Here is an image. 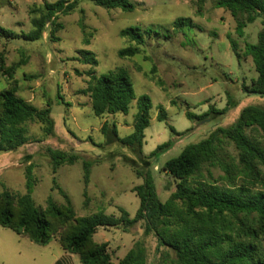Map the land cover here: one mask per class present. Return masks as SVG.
Masks as SVG:
<instances>
[{
	"label": "rangeland",
	"instance_id": "374dc122",
	"mask_svg": "<svg viewBox=\"0 0 264 264\" xmlns=\"http://www.w3.org/2000/svg\"><path fill=\"white\" fill-rule=\"evenodd\" d=\"M57 1L0 0V51L4 49L3 58L7 54L4 63L15 71L20 85L40 84L35 89L34 106L45 109L50 104L54 122L51 135L41 123H27V143L18 149L20 155L0 158V195L6 190L15 196L30 192L40 209H45L49 200L58 206L70 202L77 217L105 214L120 219L125 211L134 218L140 207L135 189L143 184L137 171L151 173L156 194L166 202L175 187L174 179L161 171L166 161L217 128L233 124L244 108H264V95L246 93L245 88H251L258 78L247 46L256 45L260 33H264L262 17L253 23L248 22V14L236 19L231 12L217 7L219 0H131L135 5L132 13L105 10L94 0H66L76 2L77 8L69 15L58 13L47 20L44 39L29 40L34 30L32 20L43 16L45 4ZM180 19L189 23L178 29L174 24ZM238 22L245 25L241 35ZM131 27L142 29L145 45L139 47L136 56L120 58L121 50L136 47L120 36L121 31ZM82 50L92 52L96 63L86 64L79 54ZM27 55L32 56L29 64ZM121 68L130 75L136 99L146 95L151 100V123L141 148L122 143L133 133L136 103L128 115L108 116V130L102 131L104 119L93 114L89 95L84 93L90 72L99 77ZM8 82L0 81V92L10 87ZM226 107V112L212 113L203 120L192 121L186 116L187 112L204 116L209 110L221 112ZM159 110L166 111V121L158 120ZM113 125L117 136L112 134ZM170 127L181 136H175ZM246 135L264 150L262 129L247 127ZM168 143L174 145L172 149L157 159L149 158ZM223 147L221 158L236 166L235 146L224 140ZM52 152L78 159L61 165L54 173ZM85 164L90 166L88 183ZM211 173L205 171L204 179L218 186L228 185L222 169L213 168ZM235 183L247 185L241 178ZM253 184L254 189L264 191V166L259 181ZM144 230L143 222L129 231L122 226L100 228L94 239L108 244L114 264L136 242L145 240L148 264H158L156 240L152 235L145 237ZM66 253L57 240L40 246L0 227V264H64L69 257L71 264H81L79 256Z\"/></svg>",
	"mask_w": 264,
	"mask_h": 264
},
{
	"label": "trees",
	"instance_id": "16d2710c",
	"mask_svg": "<svg viewBox=\"0 0 264 264\" xmlns=\"http://www.w3.org/2000/svg\"><path fill=\"white\" fill-rule=\"evenodd\" d=\"M94 1L105 10L121 9L128 13L135 11L131 0ZM216 5L231 12L236 19L240 14H248L249 23L260 17L264 21V0H219ZM76 8V2L69 3L66 0L45 4L43 16L32 20L34 31L29 40L42 38L47 20L58 13L69 15ZM31 12L34 13L35 9ZM187 23L188 20L180 19L174 26L180 29ZM244 28L245 25L238 22L239 35ZM148 32L151 34V31ZM120 36L136 44V47L121 50L120 58L136 56L140 53L139 47L145 45L141 28H127L121 31ZM236 47L233 42L232 48L239 58ZM79 54L86 64L96 63L92 52L82 50ZM247 54L253 58L258 78L251 88L245 86L246 93L264 95V33H260L256 45L247 46ZM4 60L0 54V70L10 78V87L0 92V153L16 151L27 143L26 125L29 122L41 123L45 126L47 135H51L54 129L51 105L47 104L45 109H39L17 97L18 83ZM89 76L84 93L89 95L96 117L104 119L116 114L128 115L136 103L133 133L122 139V143L132 148H141L145 130L151 123L150 98L143 95L136 99L130 75L125 69H117L99 77L92 71ZM228 109L226 107L221 112L209 110L204 116L187 112L186 116L192 121L203 120L212 113L222 114ZM165 112L159 110L160 122L167 120ZM251 126L264 131V108H244L233 124L217 128L201 141L185 147L177 157L166 161L161 171L168 173L175 183L166 202H162L156 194L151 173L137 171L143 184L135 189L140 207L134 218L125 211L120 219L105 214L77 217L70 202L68 206H58L52 200L48 201L45 209H40L30 192L15 196L6 190L0 195V227L40 246L57 240L65 252L79 256L81 264H114L108 244L95 241L97 231L100 228L120 226L129 231L140 222L145 225L144 236L152 235L156 240L158 264H264V191L252 187L261 176L264 150L246 135V128ZM170 128L175 136H181L174 128ZM106 130L107 122L102 126V131ZM112 132L117 136L115 125ZM224 140L232 143L238 152L236 166L221 158ZM173 146L171 143L162 145L149 158L157 159V156ZM52 158L54 173L61 165L73 164L78 159L64 152H52ZM84 168L85 182L88 183L90 166L85 164ZM213 168L224 171L228 185L218 186L204 179V172L207 171L212 176ZM237 178H241L247 185H237ZM64 196L66 197L65 194ZM148 262L146 241L140 240L118 264Z\"/></svg>",
	"mask_w": 264,
	"mask_h": 264
},
{
	"label": "crops",
	"instance_id": "0c3cea01",
	"mask_svg": "<svg viewBox=\"0 0 264 264\" xmlns=\"http://www.w3.org/2000/svg\"><path fill=\"white\" fill-rule=\"evenodd\" d=\"M43 36H44V34H43ZM44 38L45 37H42L41 39H44ZM0 45H1V47L3 46V44L1 42H0ZM3 51H4V49L2 48L1 51H0V54H2ZM6 55L4 56L5 60L7 59ZM27 56H28L26 58L27 61H28L27 64H29V62L31 61L32 56L31 55H27ZM5 60H4V62H7V60L6 61ZM6 67L9 68V65L7 64ZM13 76H14V79L18 83V85H17V93H16L17 97H19L20 99H23L26 102L34 105V103H35V91L37 89H39L40 84L37 83L36 84V87L32 86V84L31 85H28V84H26V85H20L19 84V79H17L16 76H15V71L13 72ZM27 78H28V75L25 74L24 75V80L27 81ZM2 79L9 80L8 83L10 84V78H9V76H7L6 74H4L0 70V81H2ZM108 119H109V117L108 118H104V122H108ZM19 153H21V150H16V151H13V152H8V153H5V154L3 153L0 156V158H17V156L20 155ZM66 255H67V253H66ZM66 257H68V256H66ZM71 262H73V260H72V258L69 257L68 260L64 264H71Z\"/></svg>",
	"mask_w": 264,
	"mask_h": 264
}]
</instances>
